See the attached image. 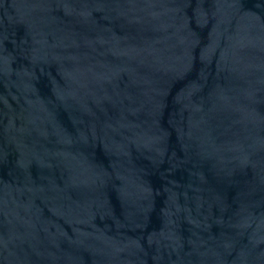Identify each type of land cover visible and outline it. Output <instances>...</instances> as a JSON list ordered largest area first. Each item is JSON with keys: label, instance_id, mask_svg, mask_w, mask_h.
Returning a JSON list of instances; mask_svg holds the SVG:
<instances>
[{"label": "water", "instance_id": "obj_1", "mask_svg": "<svg viewBox=\"0 0 264 264\" xmlns=\"http://www.w3.org/2000/svg\"><path fill=\"white\" fill-rule=\"evenodd\" d=\"M0 264H264V0H0Z\"/></svg>", "mask_w": 264, "mask_h": 264}]
</instances>
